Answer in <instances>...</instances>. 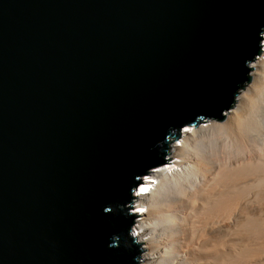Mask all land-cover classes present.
<instances>
[{"label": "water", "instance_id": "1", "mask_svg": "<svg viewBox=\"0 0 264 264\" xmlns=\"http://www.w3.org/2000/svg\"><path fill=\"white\" fill-rule=\"evenodd\" d=\"M263 30L264 0H0V264L140 263L135 188Z\"/></svg>", "mask_w": 264, "mask_h": 264}, {"label": "bare ground", "instance_id": "2", "mask_svg": "<svg viewBox=\"0 0 264 264\" xmlns=\"http://www.w3.org/2000/svg\"><path fill=\"white\" fill-rule=\"evenodd\" d=\"M254 59L223 119L183 126L135 188L137 264H264V45Z\"/></svg>", "mask_w": 264, "mask_h": 264}, {"label": "rangeland", "instance_id": "3", "mask_svg": "<svg viewBox=\"0 0 264 264\" xmlns=\"http://www.w3.org/2000/svg\"><path fill=\"white\" fill-rule=\"evenodd\" d=\"M261 43L263 44L262 41H261ZM262 46H263V45H262ZM258 57H259V56H258ZM205 124H207V121L205 122ZM190 127H191V126H190ZM182 130H183V128H182ZM173 140H174V139H173ZM177 140L180 141V139H177ZM176 142H177V141H176ZM174 143H175V142H174ZM168 158H169V157H168ZM166 159H167V156H166ZM169 161H170V160H169ZM169 161H167L166 164L169 163ZM153 168H154V167H153ZM155 169H156V168H155ZM144 179H145V178H144ZM142 181H143V180H142ZM142 181H141V183H142ZM137 189H138V187H137ZM134 201H135V200H134ZM136 206H137V204L135 205V203L131 202V203H130V208H131V209H128V211L131 212V213L134 212V215H135V213L138 212V209H139V208H136ZM135 210H136V211H135ZM136 214H137V213H136ZM136 220H137L136 218H134V219L132 220V223H133V225L131 224V228H132V229H133V226L135 225Z\"/></svg>", "mask_w": 264, "mask_h": 264}]
</instances>
